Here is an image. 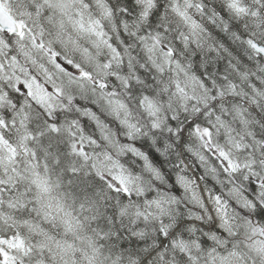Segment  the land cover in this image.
<instances>
[{"label":"clouds","instance_id":"9594fccd","mask_svg":"<svg viewBox=\"0 0 264 264\" xmlns=\"http://www.w3.org/2000/svg\"><path fill=\"white\" fill-rule=\"evenodd\" d=\"M230 2L3 0L26 36L22 42L12 37L0 62L7 68L16 56L24 69L16 75L35 78L43 89L19 93L27 118L21 123L17 116L16 127L5 130L11 144L35 157L20 153L14 162L20 175L5 176L11 166L7 152L0 153L6 181L0 211L17 219L27 239H47L48 248L35 252L32 264H264V58L246 45L251 39L264 47V0H238L247 9L241 14ZM29 31L42 49L33 47ZM168 47L175 56L164 54ZM56 63L79 65L91 79L62 73ZM0 89L15 92L9 80H0ZM57 120L54 133L50 125ZM73 120L72 131L85 129L83 135L96 140H85L88 161L70 154ZM193 121L201 134L210 130V141L194 130L184 132L186 140L180 136ZM129 123L139 129L131 139ZM126 145L149 157L151 167ZM221 151L236 171L226 168ZM120 168L138 178L126 199L108 188L110 172ZM37 172L47 192L33 182ZM161 196L163 213L145 206ZM24 221L44 235L29 232ZM181 222L186 226L175 232Z\"/></svg>","mask_w":264,"mask_h":264},{"label":"snow or ice","instance_id":"6c2138e0","mask_svg":"<svg viewBox=\"0 0 264 264\" xmlns=\"http://www.w3.org/2000/svg\"><path fill=\"white\" fill-rule=\"evenodd\" d=\"M202 7V6H201ZM228 7L233 9L236 14L245 13L247 9L242 8L239 6L238 0H231V2L228 4ZM158 15V13L156 14ZM26 26L22 23L17 21L13 15L11 14V10L6 7V5L3 3V0H0V32L4 33V38H0V54L3 53V50L7 48L9 45L12 44V37H18L19 41H23L26 36ZM81 28H83V24H81ZM191 28L193 30V33L196 32V30L199 28V25L196 24L195 21L192 22ZM225 31H230V29L225 26ZM92 31L95 35L98 37H102V32H96L95 27H92ZM31 36L32 45L33 47H39L43 48L42 42H37L35 35L31 34L30 31L27 33ZM246 45L251 50H254L261 58H264V47H261L260 45L253 42V40L249 39L246 41ZM184 46H188V40L187 37H184ZM109 47H111L109 45ZM221 48H224V45H220ZM20 50L24 53V55H27V52L24 51L23 47L21 46ZM227 50V49H226ZM164 54L173 57L175 56V52L171 47H168L167 49H164ZM233 51H235L233 49ZM51 58L53 59V62L56 61L57 57L55 53H49ZM237 56H240L239 53H237ZM241 59H243L242 56H240ZM66 65H72V61H66ZM57 69L65 74H68L70 71H77L80 74L81 79H91L89 73L87 72H81L79 69V65H75L72 68H66L65 66H62L59 63H56ZM107 67V65H105ZM10 70V72H9ZM20 71L23 72L24 69L21 68L18 65L16 56H12L11 59L7 63V68L5 67L4 62H0V80H9L13 82V86H15V92H8L0 89V109H2V118H0V153H3L4 151L7 152V163L11 167L9 169L4 170V175L7 176L8 171H11L16 176H19L20 174L17 172L14 162L17 161L18 155L20 153L23 154V156H30L35 157V152H29L28 147L22 146L19 150L16 146L10 143L9 139L7 138L6 131L10 125L11 127H16L17 124V116H20V122L23 123V120L27 118V113H23V109L20 107V97L19 93L24 92L28 96H34V88L36 90L43 91L41 89V86L39 82L32 78L31 81L24 79L21 80L19 76L16 75V72ZM226 79V78H225ZM204 83H207L205 81ZM215 83V81H213ZM101 88H105L106 85L101 83L99 85ZM203 86V85H201ZM230 89L235 88L234 85H228ZM59 91V90H58ZM221 96L223 95V92L219 93ZM213 95H216V93H213ZM69 100H71V97H69ZM20 109L19 112H17V109ZM79 111V109H78ZM23 113V115H21ZM51 115V113H49ZM87 116L91 120L96 121V126H100V121L96 118L94 112L87 113ZM175 120V117L172 118V121ZM172 121H169V123H172ZM59 124V120L56 121L55 124L50 125L52 132H58L59 129L56 127V125ZM195 125V128H194ZM127 127L129 129V139H131L134 131H139V129H136L134 125L127 124ZM153 128H156L157 125L155 123L152 124ZM72 128H77V122L73 120L71 122V125L69 126V132L68 134L72 138L71 143L68 145L69 151L71 155L78 156L82 158L84 161H88L89 154H88V148L85 144V140H87V143L90 145H95L96 140L92 137H85L83 135V132L85 129L78 128L77 131H72ZM189 130H194L197 134L200 133L199 125L196 121H193L192 123L188 124L186 128L183 131H180V136L184 138V132H187ZM79 133V137L77 139ZM202 138H207L209 141L211 139V133L208 128H204L203 133L201 134ZM104 139H108V134L105 132L103 134ZM27 139H31V137H26ZM129 151L140 157L146 162V166L151 167V163L149 162V157L145 156L143 152H137L136 148L131 147L129 145H126ZM63 151V149H61ZM220 157L223 159V161L226 163V168L231 169L232 171H236L237 165L233 163V161L230 159L228 154L224 151L219 152ZM5 157L3 155H0V168H3ZM28 161H25V164H27ZM47 167V166H45ZM95 167V165H93ZM71 171L75 174L77 169L72 168ZM153 171L158 175V172H156L155 169ZM100 175L99 173H97ZM34 176L37 177V180H34V183H37V186L41 188L42 191L47 192V184L46 182L39 181V173H34ZM8 179H13L12 176H8ZM109 183L108 188L112 192H118L123 194V199H126L128 196L131 195L129 191V185L134 184L135 179L131 174L126 173L123 168H120L119 172H110L109 174ZM39 181V182H38ZM177 183L181 184L183 186L184 183V177L178 176L176 178ZM0 188H4L6 190V181L3 176H0ZM140 192L143 191L142 188L139 189ZM264 195V194H262ZM217 202H219V197L216 198ZM19 201H17L18 203ZM2 203V201H0ZM164 203V197L161 196L160 198H154L150 199L149 201H145V206L150 207L151 205H155L157 209L163 213L165 209L163 208ZM13 207V204H9V208ZM123 211V209H122ZM136 215L139 217H142L145 221L147 220V214L143 213L139 208H137ZM24 226L27 228V230L31 233H35L39 236H43L44 234L40 231L39 227L37 225L30 224L28 221H24ZM187 222H181L176 225L175 232H180L182 228L186 226ZM225 223H227V220L225 219ZM0 225H3L5 230H0V264H32V257L35 252L43 253L45 249L48 248L47 239L43 240H30L27 239L24 235V231L20 227V224L18 223L17 219L12 215H6L4 212L0 211ZM175 232L172 233V235H175ZM165 236L168 235L167 232L164 233ZM208 239H213L212 234L210 233L207 237ZM164 241H162L163 243ZM201 243H204V241H201ZM70 247V246H69ZM57 248H61L60 244H57ZM35 264H44L43 260H36Z\"/></svg>","mask_w":264,"mask_h":264}]
</instances>
